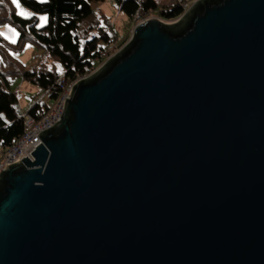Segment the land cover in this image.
<instances>
[{"label": "water", "instance_id": "obj_1", "mask_svg": "<svg viewBox=\"0 0 264 264\" xmlns=\"http://www.w3.org/2000/svg\"><path fill=\"white\" fill-rule=\"evenodd\" d=\"M0 170V264H264V0L146 16Z\"/></svg>", "mask_w": 264, "mask_h": 264}, {"label": "trees", "instance_id": "obj_2", "mask_svg": "<svg viewBox=\"0 0 264 264\" xmlns=\"http://www.w3.org/2000/svg\"><path fill=\"white\" fill-rule=\"evenodd\" d=\"M18 1L32 13L20 15L12 0L0 3V23L8 22L17 30L14 40L0 33V154L22 133V113L40 117L60 91L57 79L68 82L91 71L94 62L105 56L111 32L114 35L111 26H105L106 15L91 4L98 0ZM183 1L190 0H114L118 10L135 21L147 15L171 20L184 9ZM40 13L48 20L37 27ZM26 43L40 49L28 67L16 56ZM43 55L48 62L41 60ZM16 77L39 87L43 97L21 109L10 86Z\"/></svg>", "mask_w": 264, "mask_h": 264}, {"label": "rangeland", "instance_id": "obj_3", "mask_svg": "<svg viewBox=\"0 0 264 264\" xmlns=\"http://www.w3.org/2000/svg\"><path fill=\"white\" fill-rule=\"evenodd\" d=\"M191 1L192 0L188 2L186 1L187 5L185 7H187ZM17 3L19 4V8H17L16 4H14V8L18 13H20L21 11L25 13H29V14L32 13L30 9L22 5L18 0H17ZM91 4L98 13L102 11L106 15L107 20L105 21V26H107V28L111 26V29L109 31L111 32L112 30L114 32V35H112V32H111V39L104 46L103 52L105 56L102 57L101 59L100 58L97 59L94 62V67H95L107 55L112 53L114 50H116L119 46L123 44V42L128 38L130 31L132 29V26L136 21L133 20L132 18L127 17L122 11L118 10V7L116 3L114 2V0L92 1ZM41 16H45V15L42 13L38 14L37 24H41V21L39 19ZM147 16H155V15H147ZM107 22L109 24H107ZM5 25H7V27H5ZM0 33L3 34L8 39L14 40L17 35V30L10 23L4 22V23H0ZM39 52H40L39 48H36L31 43H26L23 49L20 52L16 53V56L25 64L26 67H28L35 62V59H36L35 55ZM45 57L46 56L43 55L41 60H44V59L46 60L47 58ZM47 62H48V59H47ZM10 86L17 96V102L21 109L27 108L28 104L31 101H33L35 98L43 97V94L41 93V90L39 89V87L25 80H22L19 77L14 78Z\"/></svg>", "mask_w": 264, "mask_h": 264}, {"label": "built area", "instance_id": "obj_4", "mask_svg": "<svg viewBox=\"0 0 264 264\" xmlns=\"http://www.w3.org/2000/svg\"><path fill=\"white\" fill-rule=\"evenodd\" d=\"M186 5V1L181 2L183 8ZM74 81L75 79L66 82L61 77L57 79L60 91L56 97L52 99L46 111L37 119L32 118L27 113H22L24 129L16 140L0 154V170L5 165L15 162L16 160L18 161L23 157L30 158L31 151L39 143V136L36 133L52 125L55 120H58L62 102L64 98L68 96L67 92Z\"/></svg>", "mask_w": 264, "mask_h": 264}, {"label": "snow or ice", "instance_id": "obj_5", "mask_svg": "<svg viewBox=\"0 0 264 264\" xmlns=\"http://www.w3.org/2000/svg\"><path fill=\"white\" fill-rule=\"evenodd\" d=\"M0 3H3V0H0ZM12 3L16 4L17 8H19V4L17 3V0H12ZM20 15H30V14L21 11ZM39 19L41 21V24H38L37 27H40L43 23H46L48 20V17L47 16H41ZM5 27H7V25H5Z\"/></svg>", "mask_w": 264, "mask_h": 264}]
</instances>
